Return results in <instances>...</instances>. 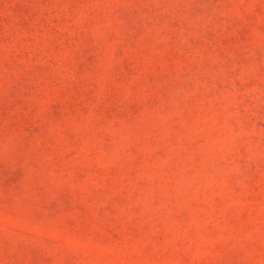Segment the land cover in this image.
Listing matches in <instances>:
<instances>
[{"label": "rangeland", "instance_id": "1", "mask_svg": "<svg viewBox=\"0 0 264 264\" xmlns=\"http://www.w3.org/2000/svg\"><path fill=\"white\" fill-rule=\"evenodd\" d=\"M0 264H264V0H0Z\"/></svg>", "mask_w": 264, "mask_h": 264}]
</instances>
